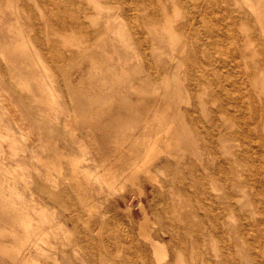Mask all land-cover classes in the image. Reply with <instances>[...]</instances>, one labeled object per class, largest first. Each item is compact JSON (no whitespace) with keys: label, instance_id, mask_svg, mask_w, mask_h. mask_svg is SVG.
Masks as SVG:
<instances>
[{"label":"bare ground","instance_id":"6f19581e","mask_svg":"<svg viewBox=\"0 0 264 264\" xmlns=\"http://www.w3.org/2000/svg\"><path fill=\"white\" fill-rule=\"evenodd\" d=\"M39 1L40 7H49L55 24L78 30L83 37L77 36L78 31H73L75 35L56 31L62 43L47 38V47L41 42L33 54L18 32L22 41L16 97L4 92L0 83L4 108L0 146L1 139L8 141L9 150L20 158L14 165L0 163V264L3 260L8 264H264V61L250 62L253 54L250 58L245 54L253 49L254 58L257 53L264 56V0H114L122 9L109 5L111 0ZM112 8L124 16L115 14L111 21L101 22L100 14ZM121 17L129 21V29ZM107 41L112 53H124L121 58L126 63L131 51L140 59L133 70H125L130 75L129 90L117 73L120 56L118 62L108 56L112 63L106 70L115 71L103 76L104 53L97 47ZM40 54L49 58L50 65L74 63L64 83L48 74L52 68L40 62ZM41 75L48 83L40 80ZM30 78H38L36 88L24 85ZM101 81L110 94L100 109H95L94 100L93 104L89 100L90 111L84 112L62 102L65 91L68 97H76L97 90L93 86ZM40 91L51 110L65 106L60 111L63 117L49 119L50 139L56 141L64 130L71 138L79 136V124L89 130L85 142L81 141L85 150L74 159L70 173L62 172L54 156L40 154L47 149L44 136L36 133L27 114V105L33 104L28 101H36ZM6 122L15 123L18 136L9 125L6 133L1 131ZM125 125L128 131L122 132L123 137L114 134ZM109 129L115 132L110 135ZM20 140L27 143L26 151ZM16 155H9L11 161ZM33 161L42 164L45 174L36 164L29 168ZM83 161L88 165L82 166ZM30 169L36 177L28 182ZM142 175L162 195V217L172 222L161 235H169L172 251L169 254L161 238L151 235L148 212L141 207L145 213L138 232L142 241L124 239L125 250L111 254V244L99 228L101 249L96 252L90 238L94 233L83 213L92 214L98 203L123 190V180L135 183ZM119 199L110 201L112 208L120 204ZM132 204L136 205L134 199ZM49 205L62 213L54 219ZM187 207L191 214L186 213ZM105 214H98L102 223ZM81 220L85 231L78 227ZM69 224L73 225L70 235L65 228Z\"/></svg>","mask_w":264,"mask_h":264},{"label":"rangeland","instance_id":"374dc122","mask_svg":"<svg viewBox=\"0 0 264 264\" xmlns=\"http://www.w3.org/2000/svg\"><path fill=\"white\" fill-rule=\"evenodd\" d=\"M38 1V2H37ZM50 1V0H49ZM111 2V3H110ZM109 5H113V7H115L116 5L117 6H119V8L118 9H120V6H121V9H122V7H123V5L122 4H120L119 2H117V1H114V0H111V1H108L107 2ZM118 3L120 4V5H118ZM37 5V6H36ZM115 5V6H114ZM41 6V2L39 1V0H0V83H1V86H2V89H3V91L5 92L6 90V92H8L10 95H14L13 93H14V91H15V89H16V86L18 85V76H17V72H16V68H17V56H18V52H19V47H20V40L21 39H19L20 37H19V34H18V32H21L22 33V35H24V36H22V40H24V39H26L24 42H26L27 44V46L29 45V47H30V45H31V47H30V49H31V52L32 51H35V49L37 48V49H40L39 47H40V45L42 44L41 42H45L44 43V45L47 47V40L49 39L50 40V38H51V40H53V39H55V40H53V41H55V43H59V45L62 43V39L59 37V35H57V34H55V32L57 31L58 33L59 32H63V33H67V32H75V34H77V31L75 30V29H71V28H69V27H64V26H60V25H58L57 23L55 24V18H54V16H52L51 14H52V12H49V11H51L50 9H49V7L48 8H46V7H44L43 5V7H40ZM116 6V7H117ZM38 7V8H37ZM52 7V6H51ZM112 7V6H111ZM113 9V8H112ZM108 9V10H106V11H103L101 14H100V20H101V22H103V21H105V19H108V20H112V18L114 19V17H116L117 15H119V16H121V15H123L122 13L120 14L119 12H118V10H115V9ZM114 12H112V11ZM116 11V12H115ZM120 12H121V10H119ZM110 12H112V14L110 13ZM48 14V15H47ZM115 14H117V15H115ZM115 15V16H114ZM52 16V17H51ZM124 16V15H123ZM49 17H51V18H49ZM109 17V18H108ZM110 17H111V19H110ZM54 18V19H53ZM123 20H120V18H119V20H120V22L121 21H124V26L127 28V29H129V25L127 24V23H129V21L125 18V17H121ZM49 19V20H48ZM51 19L54 21V24L56 25V28H58V30L55 28V25L53 24V26H52V22L53 21H51ZM161 19V18H160ZM46 21V22H45ZM51 21V22H50ZM126 21V22H125ZM51 23V24H50ZM43 24H45V28H44V25ZM114 24V23H113ZM126 24V25H125ZM48 25H49V27H48ZM58 25V26H57ZM116 25V24H115ZM43 26V27H42ZM53 28H52V27ZM157 26H158V24H157ZM42 27V28H41ZM64 27V28H63ZM51 28V29H50ZM60 28V29H59ZM44 29V30H43ZM45 29H47V31L45 30ZM54 29V30H53ZM67 29H69V31L67 30ZM71 29V30H70ZM40 30V31H39ZM43 30V32L41 33V31ZM61 30V31H60ZM36 31H37V34H36ZM44 31H45V33H44ZM128 31V30H127ZM40 32V34H41V36H39L40 34H38ZM74 32H73V34H74ZM47 33V34H46ZM78 33L79 34H77V36H79L80 34V38L81 37H83V34L80 32V31H78ZM33 34H35L36 36H33ZM47 35V37H46V35ZM51 34V35H50ZM70 34V33H69ZM74 34V35H75ZM39 36V37H38ZM34 37V40L32 39ZM40 38V39H38V38ZM41 37H42V39H41ZM45 38V39H44ZM48 38V39H47ZM57 39V40H56ZM84 39H86V37L84 36ZM133 39V38H132ZM131 39V41L133 42L134 41V39L132 40ZM17 40H19V41H17ZM21 40V41H22ZM29 40V41H28ZM32 40H33V42H32ZM41 40V41H40ZM58 41H60V42H58ZM28 42L30 43V44H28ZM109 41H107V42H99V46L97 47L98 49H97V51L98 52H100L101 54H103L104 53V55H103V59H104V65H103V70H104V73H103V76H106V75H109L110 73H114V71L115 70H106L107 68H109V67H107V65H111V59L110 58H108V56L110 55V56H114V58H116L115 60L118 62V60H117V57L118 56H120V58H121V55H123L124 53L123 52H118V53H112V52H114L113 51V46H112V44L110 43ZM34 44V45H33ZM35 47H33V46ZM37 46V47H36ZM49 46V45H48ZM100 47V48H99ZM34 49V50H33ZM101 50H103V52L101 51ZM43 51V54H45V52L46 51H44V50H42ZM41 51V52H42ZM242 51V50H241ZM245 51H247V49L245 50ZM39 52H40V50H39ZM40 52V53H41ZM106 52V53H105ZM243 52V51H242ZM33 54H34V52H32ZM247 53V54H246ZM254 55V53H253V49H251V50H249L248 49V51L247 52H245V54H246V56L247 57H249L250 58V56L252 55V54ZM108 54V55H107ZM115 54V55H114ZM251 54V55H250ZM253 55H252V57L248 60V61H250V62H262V61H264V56L263 55H261V54H259V53H257V55L255 54V58L253 57ZM259 55H261V56H263V57H259ZM40 56H41V60L42 61H40L41 63H43L44 62V64H46V66H48V67H46V68H52V69H49L48 71V74L49 75H52V77H53V79H55V81H61V80H63V82L62 83H64L65 82V77L72 71V69L74 68V63L72 64L69 60L66 62H59V63H57L56 65H58L59 66V68H57V66L55 65V64H52L51 63V65H50V62H48V61H50L49 60V58L47 59V57L44 55H42V54H40ZM109 56V57H110ZM108 59H107V58ZM44 58V59H43ZM254 58V59H253ZM259 60V61H257V59ZM252 59H253V61H252ZM256 59V60H255ZM106 60H108L107 62H105ZM133 60V61H132ZM138 60H140L139 59V57H134V55H133V53H132V51H131V53H130V60L126 63L122 58H121V61H120V66H118L117 68V73H118V75L121 77V76H123V77H121L120 79V81L121 82H123V85L125 86V87H127V89L129 90V88H128V86H129V84H128V78L130 77V75L128 76V74L126 75L125 73H126V69H131V70H133V68H134V66H137L138 64L137 63H139L140 61H138ZM61 61H63V60H61ZM49 64V65H47V63ZM132 62V63H131ZM133 62H134V64H133ZM56 63V62H55ZM64 63V64H63ZM61 64V65H60ZM64 66H63V65ZM68 64V65H67ZM126 64V65H125ZM132 64V65H131ZM136 64V65H135ZM66 65V66H65ZM49 66H51V67H49ZM61 66H63V67H61ZM63 68L62 70H60L61 68ZM107 67V68H106ZM119 67H121L122 68V71H121V68L119 69ZM66 68V69H65ZM86 68H87V66H84V68H83V70L82 71H80L77 75H76V78H75V81H74V85L76 86V84L78 83V81L80 80V78H81V76L83 75V72H85V70H86ZM44 69H42V75H45L46 76V78L48 79V76L49 75H47V71L45 70V71H43ZM53 70V71H52ZM56 70V71H55ZM65 70H67V71H65ZM60 71V72H59ZM65 71V72H64ZM64 74H63V73ZM45 73V74H44ZM54 73V74H53ZM124 73V74H123ZM41 75V76H42ZM57 77H56V76ZM2 76H3V78H2ZM45 76H42V77H40V80L41 81H44L43 83H48V80L46 79V81H45V79L43 78V77H45ZM55 76V77H54ZM113 77V76H112ZM142 77V76H141ZM44 79V80H42V79ZM30 79H33L34 80V78H30ZM29 79V80H30ZM28 79L26 80L27 81V83L26 84H24L25 86H27V84H31L34 88H36V86H37V83H39V81L37 82V80H38V78L36 79L35 78V82L36 83H34V81L33 80H30V81H32V82H30ZM124 80V81H123ZM160 80H161V77H158V79H157V82L158 83H160ZM100 83V84H99ZM102 81L101 82H98L96 85H94L93 87H95V89H99L98 91L97 90H93V92H87V91H85V92H83L84 94H85V96H84V94L82 93L81 95L80 94H78V93H76V97H75V95H74V97H68V92L67 91H65V93H64V95H65V97H64V101H62L63 103H65V106L67 105V108L69 107H71V109L72 108H76L77 110H79L80 108H81V110H79L78 112H84L85 110H87L88 108V110L90 111V102L91 101H95L96 103L98 102V103H100L99 105H98V103L96 104L94 101L91 103V104H93V103H95L94 105L96 106V110H98V109H100L101 107H102V105L106 102V100H107V96H105V95H107V94H110V91L107 89V87H105V88H103L104 86H102ZM128 85V86H127ZM44 86V85H43ZM99 86V87H98ZM102 86V87H101ZM6 88V89H5ZM100 89L102 90V91H100ZM104 89H107V91L105 90L104 91ZM126 89V91H128ZM101 93H100V92ZM104 91V92H103ZM112 91V90H111ZM12 92V93H11ZM37 93V96H38V98H37V100L35 101V100H33V99H31L30 101H28V102H30V104L29 105H31L32 103V105L31 106H28L27 105V101H25V104L27 105V108H29L28 110H27V114L29 115V116H31V124H32V127H33V129H35V131H36V133H38V132H41L42 134H43V136H44V146L47 148L46 149V151H40L41 153V155L44 157V158H46L47 156H54V158H56L57 160H56V162L58 163V165H59V167H62V172H64V173H70V171L72 170V164H73V161H74V159H76V158H78L79 157V155H82L83 154V152H84V148H85V145H84V143H81V141L82 142H85V140H86V135L88 134V129L87 128H84V125H82V124H79V126H78V130H79V133H80V135L79 136H75V137H70V135L69 134H71L70 132H68V131H66V130H62L63 131V136H59V137H57V139H56V141L55 140H52V139H50L49 138V136H50V130L48 129V127H50L51 125H50V121H49V119L50 118H54V116L56 117V115H57V117H58V115H59V117L61 118V117H63V115H62V113H61V115H60V111H62V110H64L65 109V106L63 105V107H61L60 109H59V111H57V109L55 110L54 108H52L53 110H54V112H53V110H51L50 109V106L49 105H47V102H48V100L46 99V95H44L43 94V92H41L40 91V93H38V92H36ZM87 93V94H86ZM127 93H130V91H128ZM127 93H125V94H127ZM43 94V96H44V98H41V97H43V96H41ZM90 94V95H89ZM101 94H102V96L103 97H101ZM79 95V96H78ZM93 95V96H92ZM99 95H100V98H99ZM92 96V97H91ZM97 96H98V98H97ZM14 97H16L15 95H14ZM68 97V98H67ZM78 97V98H77ZM88 101H86V100H84V98ZM88 97H90L89 99H88ZM67 98V99H66ZM73 98H75V99H73ZM92 98H94V99H92ZM45 99V100H44ZM67 101H66V100ZM79 101H82V103L81 102H79ZM99 99V100H98ZM41 100V101H40ZM76 100V101H75ZM89 100H91V101H89ZM42 101H44V103L42 102ZM73 101V102H72ZM86 101V102H85ZM36 102H38V103H36ZM45 102H46V104H45ZM69 103V104H68ZM76 103V104H75ZM103 103V104H102ZM36 104V105H35ZM42 104V105H41ZM75 104V105H74ZM78 104V105H77ZM81 104V105H80ZM82 104H84L83 106H82ZM87 106H86V105ZM72 106H74V107H72ZM184 107V106H183ZM2 108V110H0V112H2V111H4V108H3V106H1L0 105V109ZM63 108V109H62ZM82 108H83V110H82ZM62 109V110H61ZM85 109V110H84ZM32 110V111H31ZM40 110V111H39ZM49 110H50V112H49ZM109 110V112H112L113 111V109H108ZM112 110V111H111ZM31 111V112H30ZM34 111V112H33ZM51 112H53V113H51ZM55 112H57V113H55ZM34 113H35V118L33 117V115H34ZM50 115H49V114ZM32 114V115H31ZM47 117V118H46ZM37 119V120H36ZM33 121V122H32ZM6 125H9V127H11L12 128V131L13 132H15V135L16 134H19V129H18V127L15 125V123H10V122H6V123H2V128H1V131L2 132H4V133H6L7 131H6V129H5V126ZM126 127H128V126H124L123 127V129L121 128L120 130H117L116 132L115 131H112V130H108V132L109 133H111L110 135H112L114 132V134H118L119 133V135L120 136H122V132L124 131L125 133H126V131H128V128H126ZM17 131V132H16ZM82 131V132H81ZM121 133V134H120ZM52 135V134H51ZM125 134H123V136H124ZM16 136H18V135H16ZM122 136V137H123ZM18 138V137H17ZM66 139V140H65ZM111 139V140H110ZM113 139L112 138H108L107 139V141H112ZM1 141H2V146H0V150H1V147H2V149L3 150H5V151H3V154L2 153H0V163L3 165V166H9L10 164L11 165H14V164H16L17 163V161L20 159L19 158V154L18 155H16V153L13 151V149L10 151L9 150V148L11 149V147H10V144H9V142L8 141H5V140H3V139H1ZM10 141V140H9ZM21 141V140H20ZM79 141H80V143H79ZM18 142V141H17ZM24 141H21V143H20V145L19 146H23L24 148H25V151L27 150V143L26 142H24ZM19 143H17V145L19 144ZM9 144V145H8ZM26 145V146H25ZM18 146V147H19ZM22 146H21V148H22ZM20 148V149H21ZM24 148H22V149H24ZM74 148H75V151L73 152V151H71L70 149H73L74 150ZM19 149V148H18ZM19 149V150H20ZM66 149V150H65ZM80 149V150H79ZM17 150V149H16ZM65 150V151H64ZM24 151V150H23ZM66 151H67V153H66ZM2 152V151H1ZM12 152V153H11ZM14 152V153H13ZM6 155H5V154ZM19 153V152H18ZM20 153H22V152H20ZM65 153V154H64ZM10 154H12V155H16L15 157V159L13 158L12 159V161H11V157H13V156H10V158H9V155ZM75 154H77V155H75ZM90 155V154H89ZM92 155V154H91ZM88 156V157H90L91 159H92V156ZM7 156V157H6ZM66 159V160H65ZM15 160V161H14ZM26 160V162L27 163H29V161L27 160V159H25ZM4 162H6V163H4ZM13 162H16V163H14L13 164ZM87 162V161H86ZM89 163V162H88ZM34 164H36L39 168H41V171H40V173L41 174H45V170H44V167H42V164L41 163H37V162H35V161H33V163H31L30 162V167L29 168H31L32 169V167L34 166ZM84 165H88V164H85V162L83 161L82 162V166H84ZM90 165L92 166L93 165V162L91 161L90 162ZM30 169V171L28 172V174H30V176L32 175V177H30L31 179H27L28 180V182H30V180H34L33 178L34 177H36V175L34 176L33 174V170H31ZM27 172V171H26ZM27 174V173H26ZM27 174V175H28ZM141 180H142V182H141ZM141 180H140V178H139V181L138 182H136L135 181V183H133L131 180V184H128L129 183V181H127V180H123L124 182H123V190H121V189H119V192H118V194L115 192V195L113 196V197H110V199H105V200H103V202H101V203H98L97 204V206H96V208H93L92 210H91V213L92 214H90V212H86V214H88L89 213V215H86L85 213H83V217H84V220H87L88 221V223L90 224L89 226H90V229L93 231V233L94 234H91L92 236L90 237V238H92L93 240H94V247H95V251L97 252V250H99V249H101V247H99V241H98V238H97V236H96V232L98 231V229L99 228H102V238L105 240V242H109L110 244H111V248H110V253L111 254H115L116 252H117V250L119 249V248H121V249H124V247H126V245H125V241H123L124 239H134L136 242H140V241H142V239L139 237V235H138V232H139V228H140V222L142 221V220H144L145 219V213L143 212V210H142V208H145L146 209V211L148 212V218L150 219V222H149V229H150V232L151 231H153V232H151V235L154 237V238H159V240H160V238H161V242L164 244V247H165V249L167 250V252L170 254V251H172V249H173V244H171V242H170V237H169V235L167 234V236H165V237H163L162 235H161V230L162 229H164V228H166V227H168V226H170L171 225V220L169 221V220H165V219H163V217H162V214H161V211H162V207H161V200H162V195H161V193H159V192H157V190H156V193H155V189H153V187H152V185L148 182V180H147V178H145L143 175L141 176ZM134 185H133V184ZM139 183V184H138ZM149 184V185H148ZM139 185V186H138ZM145 185H146V188H144L145 187ZM125 186H126V188H125ZM133 186V187H132ZM135 186V187H134ZM139 187V188H138ZM150 188H151V190H150ZM139 189V190H138ZM145 189V190H144ZM152 189H153V191H152ZM142 191V195L140 194V192ZM147 190V191H146ZM128 191V192H127ZM140 191V192H139ZM154 192V193H153ZM123 193V194H122ZM152 194V195H151ZM154 195H156V196H154ZM132 196V197H131ZM134 196V197H133ZM140 196V197H139ZM27 198H29V197H27ZM116 198H120L119 199V202H120V204H115V208H112L111 207V202L110 201H113L114 199H116ZM112 199V200H111ZM122 199V200H121ZM133 199L136 201V205H134V204H132V202H133ZM132 201V202H131ZM141 203V204H140ZM103 204V205H102ZM105 204H107V205H105ZM109 204V205H108ZM147 204H148V206H147ZM151 204H153V205H151ZM101 205V206H100ZM55 207V209L53 208V207ZM159 206V207H158ZM142 207V208H141ZM158 207V208H157ZM49 208H50V210H49V212L50 213H55V215H54V219L57 217V215L58 214H60V213H62L61 212V209L59 208V207H57V206H54V205H49ZM140 208H141V210H140ZM157 208V209H156ZM57 209V210H56ZM150 209V210H149ZM58 211V212H57ZM93 211V212H92ZM99 212H102V213H99ZM106 214H105V213ZM154 214H153V213ZM191 212H193L192 211V209L190 208L189 209V207H187V210H186V213L187 214H191ZM66 213V212H65ZM151 213V214H150ZM98 214H100V216H102V214H105V217H106V219H108V220H106L105 218V220L103 221V223H102V221H100V219L99 218H101ZM2 215V213L0 212V216ZM91 215V216H90ZM107 215H109V217L107 216ZM150 215V216H149ZM85 216H86V218H85ZM161 220H159L158 218ZM82 221L83 220H81V222L79 223L78 222V227H80V229L82 230V231H85V227H84V225H83V223H82ZM105 221H106V223H105ZM118 221H119V223H118ZM158 221H160V222H158ZM161 222H162V224H161ZM156 223H159V225L158 224H156ZM100 224H101V226H100ZM121 224V225H120ZM152 224V225H151ZM156 224V225H155ZM161 224V225H160ZM83 225V226H82ZM120 227H119V226ZM154 225V226H153ZM158 225V226H157ZM166 225V226H165ZM65 228H66V230H68L69 231V235L71 234V231H73V225L72 224H69V227L67 228V226H65ZM153 228V229H152ZM95 231V232H94ZM59 233V232H58ZM58 233L57 232H55L54 234H55V236L57 235L58 237H60L59 235H58ZM154 235H153V234ZM64 235H66V232H63L62 233V236H64ZM56 236V237H57ZM96 236V237H95ZM109 239V240H108ZM68 240V239H67ZM67 240H64V241H67ZM169 240V241H168ZM168 242V243H167ZM170 242V243H169ZM169 244V245H168ZM168 248V249H167ZM125 250V249H124ZM150 254H152V253H150ZM186 261H190L191 259H190V256L189 255H187L186 257ZM109 259H111V258H109ZM190 259V260H189ZM7 263V261L5 260H3V264H6ZM8 264V263H7ZM85 264H92V263H90L89 261L88 262H86ZM97 264H99V262L97 263Z\"/></svg>","mask_w":264,"mask_h":264}]
</instances>
